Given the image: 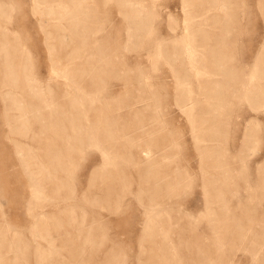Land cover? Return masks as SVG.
<instances>
[{"label": "rangeland", "instance_id": "1", "mask_svg": "<svg viewBox=\"0 0 264 264\" xmlns=\"http://www.w3.org/2000/svg\"><path fill=\"white\" fill-rule=\"evenodd\" d=\"M42 1L0 0V264H264V0H158L130 42L123 0ZM185 9L221 12L189 25L200 72Z\"/></svg>", "mask_w": 264, "mask_h": 264}, {"label": "bare ground", "instance_id": "2", "mask_svg": "<svg viewBox=\"0 0 264 264\" xmlns=\"http://www.w3.org/2000/svg\"><path fill=\"white\" fill-rule=\"evenodd\" d=\"M123 1H124V5L127 8V11H126L127 17H128V19L130 21V26L128 28V40L130 42L135 37V30L138 31V29H142L143 27L145 28V27H148V26L150 28L152 27L150 24H154L155 20L157 18L159 19V17L162 15V13H161L162 9L161 8L162 7L164 8V6H162L161 3H158L157 2L158 0H152L151 3H149L147 0L146 1L145 0H123ZM36 2L38 3V5H39V3H43L42 0H36ZM67 5H68L67 3L63 4V5H59V4H56L55 2H51L48 5V9L51 11V13L57 14L58 8H59V6H61L66 11V17H68L69 15H73L74 12H75V9H79L84 14H87L90 11V9H91L92 12L94 11V10H92L93 8L91 7V3H88L87 0L76 1L75 4H74V8H70V7H68L69 5L68 6ZM213 5L215 7H217V8L224 9V8H227L229 3L222 2L220 0H215L213 2ZM45 6H46V3H45ZM184 6H186L185 3H184ZM189 6H191V4ZM95 10H96V8H95ZM184 12L186 13L187 16H185L184 21H182V23L184 25V27H183L184 37H182V39L187 42L186 43L187 44L186 53L188 54L190 62L192 63V68L197 69V72H200L201 70L198 67V65L196 64L197 48H196V46L194 44H190L192 39L190 38V36L187 35V33H189V30H188L189 29V25L196 24V23H202V20H204L207 17H209L208 15L205 16V14L212 13V14H216L215 15L216 17H220L219 15L221 14V12H218V11H212V12H209V11L208 12L192 11V10H188V9H185ZM189 14H191V15H189ZM210 17H213V16H210ZM132 18L134 20H136L135 23L131 22ZM168 18H169V20L171 22L174 21V22L177 23V25L179 24L177 16H175L172 11L168 13ZM61 19H62V15H61ZM159 22H161V21H159ZM68 27L69 26H67L65 28H68ZM70 28H71V30L74 29L73 24L70 25ZM160 35H163V34H161V32H160ZM161 42H163V41H161ZM52 51L53 50H51V54L53 53ZM69 55L73 56L74 55L73 51L71 53H69ZM263 56H264V44H263V49L260 50L259 53H258L257 59L259 60ZM227 75H228V73H227ZM226 78H228V76H226ZM201 101H202L201 99L190 98L188 103L201 102ZM182 110L185 111L186 107L182 108ZM253 121L256 122V123H260L258 117H254ZM137 138H138V132L133 133V132H130L129 130L127 131L125 139H126V143L129 142V150H128L129 153L127 155L128 158H131L132 161L134 159L136 161H138V162L144 161V162H146L145 164L148 165V168L156 160H157V163H158L159 162L158 158H157L158 154H156V152L151 147V145L147 144L146 146L142 147V146H139L138 144H134L135 140H137ZM81 149H84V148L81 147ZM220 150L221 149H220L219 145H212V146L210 145V147H209L210 153H218V154H216L217 157L221 156V151ZM125 156H126V153L125 154H123V153L113 154L112 157H111L113 164L116 162V159L124 160ZM35 157L38 158V156H35ZM59 157L70 158L71 156L70 155L54 156L53 157L54 159H50L46 163H43L41 161L40 162L41 167L34 172L35 173V176L33 177L34 185L38 189H41V191H43L42 190L43 188L47 187V186L44 187V185L47 184V182H48V180L50 178L52 179V176H54L52 169L57 168L59 162L57 161V164H56L55 163V158H59ZM38 162H39V160H38ZM63 163H64V165H66V164L70 165L71 158L68 159V161L67 160L65 162L63 161ZM229 164L227 166L228 168H230ZM225 167H226V164H225L224 168ZM41 214L42 215H46L47 212L45 211V213L42 212ZM50 243L51 244L55 243V239L50 238Z\"/></svg>", "mask_w": 264, "mask_h": 264}, {"label": "crops", "instance_id": "3", "mask_svg": "<svg viewBox=\"0 0 264 264\" xmlns=\"http://www.w3.org/2000/svg\"><path fill=\"white\" fill-rule=\"evenodd\" d=\"M2 7V4L0 3V8ZM0 11H1V13L3 14V13H6V11H4V10H2V9H0ZM10 40H12L11 38H10Z\"/></svg>", "mask_w": 264, "mask_h": 264}]
</instances>
